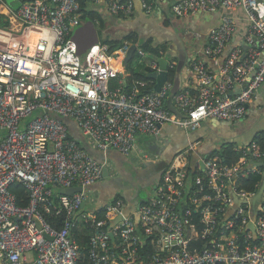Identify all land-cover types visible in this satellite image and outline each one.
Masks as SVG:
<instances>
[{"label": "built area", "instance_id": "2783aa9c", "mask_svg": "<svg viewBox=\"0 0 264 264\" xmlns=\"http://www.w3.org/2000/svg\"><path fill=\"white\" fill-rule=\"evenodd\" d=\"M85 1L124 19L135 13L132 0ZM158 1L140 0L148 13ZM235 8L248 20L243 44L216 71L208 65L236 35L235 19L224 15L189 60L195 93L188 86L172 94L169 80L161 91L149 90L147 80L126 86L114 62L125 58L129 39L114 56L99 37L82 60L74 40L85 22L81 0H22L7 23L0 21V264H264V196L253 216V193L236 182L258 169L249 160L264 161L256 142L234 164L223 163L218 152L202 156L189 144L129 214L123 198L97 207L90 190L106 169L115 175L108 151L128 156L141 135L159 137L166 124L196 130L209 120L246 118L264 85V0L171 6L177 17ZM138 53L147 57L142 48ZM147 67L159 71L158 59ZM169 97L183 117L168 108ZM70 119L104 158L72 135ZM14 183L28 191L27 205L17 203ZM72 187L81 190L61 192ZM46 214L63 218L62 226Z\"/></svg>", "mask_w": 264, "mask_h": 264}, {"label": "crops", "instance_id": "0c3cea01", "mask_svg": "<svg viewBox=\"0 0 264 264\" xmlns=\"http://www.w3.org/2000/svg\"><path fill=\"white\" fill-rule=\"evenodd\" d=\"M132 1L135 5V13L130 19H124L111 15L107 13L104 8L102 9L107 19L105 28L106 32L108 35L118 38H124L130 34H133L135 35L134 37L138 38L140 42L139 44L141 45L140 47L143 46L144 42H148L149 44L153 45L154 43L159 45L161 48H165L164 52L158 55V58L164 57L169 61V65L174 64L176 65V68L178 66L180 67V71L179 73L177 71L175 80L173 82V94L185 90L184 88L188 86L191 88L192 93L196 92V88L190 84L192 75L188 62L190 58L194 57L196 53L206 45L207 34L212 28L221 23L222 17L224 15L231 16L235 19L236 35L234 39L228 44L223 54L218 57L217 61L214 59L207 60L208 65L216 71L227 54L236 46L243 44L245 32L248 26V20L245 11L241 8L224 9L214 13L205 12L193 16L177 17L174 15L171 9L172 4L176 0H159L152 13H148L143 9L140 0ZM8 3L9 0H4L1 3V18L6 19L9 14H12V12L17 10V8H10ZM111 25H114L113 27L116 28L114 32H111L108 29ZM196 33H200L201 37H197ZM119 34H121V36H117ZM119 60L120 59H117L114 64L122 74L124 73L125 69L129 67V64H126L124 59H121V61ZM142 71L143 69L139 68V72ZM144 73L146 74V72ZM68 124L70 126L72 135L77 140H84V137L79 131L77 123L70 119L68 120ZM262 132H264V85H262L258 96L249 104L245 119L235 122L209 120L203 122L201 127L196 130H183L179 127L168 124L164 126L162 134L159 137L152 136V140L149 139L146 141V143L144 140L140 142L139 138H143V135L139 136L137 148L130 155H134L136 158L134 165L142 168L144 166V168H147L146 179L149 181V185H152L154 182L156 183L158 178H161L163 168L175 163L176 157L180 153L184 152L187 146L191 143L197 144L198 151L200 150L199 146L202 145L203 148L205 147L203 152L212 150L211 153H217L229 144H233L237 149H243L247 151L251 144L255 142L254 139L256 136ZM223 143L227 144L221 146ZM145 144L150 145L151 147H153L154 144L156 145V148H153L155 155L149 153L148 150H144ZM219 147L221 148L218 149ZM95 152L96 153L94 154L98 158H104L103 153L97 151ZM203 152H201L202 156L204 155ZM107 155L110 159H119L117 162L118 164H114V174H116V171H118L119 165L120 169L124 170L125 166H121L124 164V162L131 158L128 157L130 155H123L116 150H109ZM252 166L258 168L256 171L259 174H262L263 181L264 161H259L256 162V164H253L251 160H249V167ZM109 178L110 177L104 179L103 181H106ZM262 181L259 183L257 191H250L253 193V195L250 197L253 216L254 207L256 208V205L253 204L256 202L254 197L259 191ZM101 182L90 187L95 200H98V203H100H97V207L102 206L104 203L114 201L107 200L106 198L108 197L105 196V192L103 190L109 189L111 184ZM236 182H239V179L236 178ZM143 187H145L146 190H149L151 186L149 187L144 185ZM118 189L120 190V187H118L117 190ZM125 189H129V187ZM150 193L151 192L149 190V194ZM123 199L127 203L124 214H129L136 209V203L127 201L126 198Z\"/></svg>", "mask_w": 264, "mask_h": 264}, {"label": "trees", "instance_id": "16d2710c", "mask_svg": "<svg viewBox=\"0 0 264 264\" xmlns=\"http://www.w3.org/2000/svg\"><path fill=\"white\" fill-rule=\"evenodd\" d=\"M158 1V0H156ZM82 5V12L84 13L83 18L86 22L87 20H92L96 23L98 27H101L103 29L106 28V22L107 19L105 17V14L99 9L92 7L88 4L87 1L81 0ZM7 19V18H6ZM0 21L3 23H7V20L5 21L4 18H1L0 15ZM135 35L130 34L127 37L124 38H118V37H112L108 35L105 38V42H107L110 45V54L117 56L119 48L124 44V41L126 39L131 40L132 42L136 43L137 45H140L139 40L137 37H134ZM142 48L146 50H154L152 48V44H149L148 42H144ZM165 48L162 47L157 54H161L164 52ZM140 59L139 53L136 51L132 60L128 62L129 67L125 69L124 73L121 74L122 77L125 78V85L130 87L134 81L136 80H147L151 81V84L149 85V90H154V85L156 83L155 79L150 78L148 76V73L151 71L149 68L146 69V74L143 72H139L138 69H136V65L138 63V60ZM168 73H169V81L174 82L175 75L177 73L176 65L172 64L168 66ZM257 143V146L259 149H264V132L258 134L256 138L254 139ZM217 152V151H215ZM219 152V151H218ZM219 153H221V161L226 164H234L240 160V158L247 153V151L243 149H237L236 146L233 144L226 145L224 149H222ZM250 158V154H249ZM262 174H259L257 171L251 173L247 177H240L239 178V185L240 188L247 190V191H257V188L259 186V183L262 181ZM10 190L12 193L16 196V201L19 205L25 206L29 203V193L21 183H14ZM46 218L49 220V222L53 223L54 226H57L60 228L62 226L63 218L61 219H55L52 215L46 214ZM198 218V216H197ZM76 233V231H75Z\"/></svg>", "mask_w": 264, "mask_h": 264}, {"label": "rangeland", "instance_id": "374dc122", "mask_svg": "<svg viewBox=\"0 0 264 264\" xmlns=\"http://www.w3.org/2000/svg\"><path fill=\"white\" fill-rule=\"evenodd\" d=\"M21 2H22V0H9L8 6L10 8H13V9H16V8L18 9L19 6L21 5ZM113 26L114 25H111L108 28L111 32H114L116 30V28ZM97 28H98L100 39L105 40V38L108 36L106 29H103V28L98 27V26H97ZM117 36H121V34H119ZM152 48L153 49L155 48V49L154 50H146L147 57L145 59L140 57V59L138 60V63H137V69L138 70H139V68H142L143 69L142 72H145L146 69L148 68L147 63L152 59L158 58L157 53L160 52L159 50L162 48L159 45L154 44V43L152 45ZM149 139L152 140V136L144 134L143 138H139V141L142 142V140H144L146 143V141ZM224 144H227V143H223V145H221V146H224ZM153 148H156L155 144L153 145V147L145 144L144 150H148L149 153H151L152 155H155V151L153 150ZM220 148L221 147H219L218 149H220ZM128 157L129 158L131 157V158L128 159L126 162H124V164L121 166V167L125 166L124 170L120 169V165H119V169H118V171H116V174L114 176L110 177L106 181L101 182V183L111 184V187L109 189H103L105 192L104 193L105 196L108 197V198H106L107 200L126 198L127 201H131L132 203H135L134 201L136 199H138V198L139 199H145L146 197H148L150 195L149 190H146L145 187H143L144 185L149 186V187L151 186V185H149V181H147L146 177H144L142 174L143 172L145 173L147 171V168H144V166L142 168V167H138V166L134 165V162L136 161V158L134 157V155H132V156L130 155ZM111 161L116 165V164H118L117 162L119 161V159L111 158ZM143 182H145V183H143ZM116 187H120V190L119 189L117 190ZM128 187H129V189H125ZM85 210L86 211L90 210L89 206Z\"/></svg>", "mask_w": 264, "mask_h": 264}, {"label": "water", "instance_id": "95a60500", "mask_svg": "<svg viewBox=\"0 0 264 264\" xmlns=\"http://www.w3.org/2000/svg\"><path fill=\"white\" fill-rule=\"evenodd\" d=\"M74 40L76 41V44H77V50H78L79 57L82 60H85V58L88 55L92 45L94 43H97L98 40H99L98 28H97L95 22L92 21V20H87L81 27H79L76 30L75 35H74ZM137 48H138L137 44H133L130 47V49L128 50V52H127V54L125 56V59H124L126 64H128V62H130L132 60L135 52L137 51ZM158 61H159V64H160V70L159 71H153V72L148 74V76L150 78H153L156 81L155 86H154V90L155 91H161L163 85L169 80V73H168L169 61L166 58H164V57L158 58ZM188 65H189V62H188ZM177 71L179 73V71H180V67L179 66L177 67ZM173 92L174 91H172V94H173ZM167 106L172 112L176 113L180 117H183L182 113L179 112L174 107L171 97H169L167 99ZM166 125H168V124H166ZM173 126L178 127L176 125H173ZM181 129H183V128H181ZM183 130H185V129H183ZM162 131H163V129H162ZM162 131H161V134H162ZM79 141L88 151H90L91 153H96L95 152L96 150H94L92 147H90L85 140H79ZM211 152H212V150L208 151V152H203V153L205 155H208ZM108 177H109L108 176V170L106 169L105 172H104V179H107ZM159 179L160 178L157 179L156 183L154 182L151 185V187L149 189L150 192H152L156 188L157 183L159 182ZM79 190H81V187H72V188L61 189V192L64 193V194H72L73 192L79 191ZM263 195H264V179L262 181V184L260 186L259 191L257 192V194L254 197L256 199V202L253 203L254 205H256V208L254 207V216H256V214H257V205L259 204V202H261L263 200ZM147 198L148 197H146L145 199H139L138 198L134 202L138 206L141 202L146 201ZM236 198L237 197H235V199ZM236 203L240 204L241 201L236 202ZM122 218L123 217H119L117 219V221L121 220ZM136 219L137 220L139 219L138 215H136Z\"/></svg>", "mask_w": 264, "mask_h": 264}, {"label": "flooded vegetation", "instance_id": "af4514ba", "mask_svg": "<svg viewBox=\"0 0 264 264\" xmlns=\"http://www.w3.org/2000/svg\"><path fill=\"white\" fill-rule=\"evenodd\" d=\"M199 148H200L199 151L203 152L205 147L203 148L202 145H201V146H199ZM152 168H153V167H152ZM135 170H136V169H135ZM142 174H143L144 177H147V171H146L145 173L143 172ZM143 183H144V182H143ZM117 188H118V187H116V189H117ZM253 206H254V205H253Z\"/></svg>", "mask_w": 264, "mask_h": 264}, {"label": "clouds", "instance_id": "9594fccd", "mask_svg": "<svg viewBox=\"0 0 264 264\" xmlns=\"http://www.w3.org/2000/svg\"><path fill=\"white\" fill-rule=\"evenodd\" d=\"M84 23H85V22H84ZM95 24H96V23H95ZM96 26H97V25H96ZM98 33H99V32H98ZM99 37H100V36H99ZM133 44H136V43L133 42ZM138 48H141L140 45H138ZM138 48H137V52H138ZM124 59H125V58H124ZM136 69H137V65H136ZM152 72H153V71H152ZM150 73H151V71H150Z\"/></svg>", "mask_w": 264, "mask_h": 264}, {"label": "bare ground", "instance_id": "6f19581e", "mask_svg": "<svg viewBox=\"0 0 264 264\" xmlns=\"http://www.w3.org/2000/svg\"><path fill=\"white\" fill-rule=\"evenodd\" d=\"M119 61H121V59H120ZM119 67H120V66H119Z\"/></svg>", "mask_w": 264, "mask_h": 264}]
</instances>
